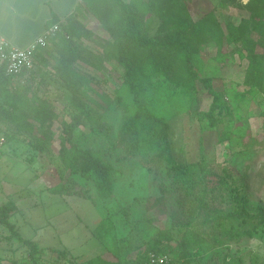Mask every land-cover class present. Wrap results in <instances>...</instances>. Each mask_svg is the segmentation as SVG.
<instances>
[{
    "label": "trees",
    "instance_id": "obj_1",
    "mask_svg": "<svg viewBox=\"0 0 264 264\" xmlns=\"http://www.w3.org/2000/svg\"><path fill=\"white\" fill-rule=\"evenodd\" d=\"M192 1L83 0L82 10L65 20L54 18L59 29L36 51L34 67L23 75H37L45 94L53 87L55 98L63 102L62 114L40 91L31 99L29 87L0 69V118L26 123L30 133L39 131L34 150L49 151L54 120L60 122L61 181L54 192L86 191L94 202H106L121 173L117 165L137 158L147 177L153 175L156 187L147 182L148 188L159 193L136 199L145 201L147 211L159 207L170 219L164 227L155 226L149 216L128 219L130 231L120 237L115 220L103 218L98 235L111 256L103 252L76 261L68 249H52L24 237L11 221L18 208L11 199L0 204V222L21 241L26 254L16 257L14 250L8 262L0 264H45L49 250L52 264H142L150 253L168 254L166 264H246L245 253H240L243 244L254 237L264 240V205L250 198L234 168L218 161L215 148L207 151L214 133L215 143L244 145L251 113L244 116L243 108L249 104L256 103L264 119V0H220V12L210 9L196 17ZM236 6L248 15L236 20L226 14ZM86 10L108 36L89 27L81 14ZM208 45L216 47L218 64H244L243 89L202 74L198 60ZM108 63L120 71L121 79L112 98L121 112L116 135L106 114L90 101L91 83L101 81L86 70H105ZM201 87L212 97L206 110L199 109ZM183 113L201 125L199 155L190 159L178 156L172 137L173 120ZM12 136L6 134L7 139ZM140 222L154 225L153 236L142 244L130 243L136 239L134 232L142 237ZM251 261L258 264L256 257Z\"/></svg>",
    "mask_w": 264,
    "mask_h": 264
},
{
    "label": "rangeland",
    "instance_id": "obj_2",
    "mask_svg": "<svg viewBox=\"0 0 264 264\" xmlns=\"http://www.w3.org/2000/svg\"><path fill=\"white\" fill-rule=\"evenodd\" d=\"M129 1V0H128ZM220 0H193L191 9L193 15L199 16L210 9L220 12ZM243 4L249 0H240ZM232 13L233 19L239 20L242 16H247L248 11L241 6L230 7L226 14ZM221 19L223 18L222 13ZM219 16V15H218ZM90 28L100 35L108 36L102 29L93 15L86 17ZM92 44V42H90ZM96 45V44H93ZM217 49L214 45H208L204 49V56L198 60V67L203 75L213 76L215 79L235 89H243L242 79L244 64L239 65L238 61L231 62L228 66L218 64L215 60ZM246 64V63H245ZM112 64H107L105 70H98L93 67H86V70L95 75L101 81L91 83L90 101L100 112L106 114L109 124L113 128V134H117V126L120 121L121 112L115 109L112 100L114 89L120 83V71L113 69ZM18 85L29 87L31 99L35 93L41 92L44 98L50 102L58 114H62L63 102L55 98L53 87L48 94L43 92L39 77L20 75L14 77ZM199 109H208L212 102V97L208 94L206 87H201ZM224 93V92H223ZM225 101L228 96L225 94ZM249 110V111H248ZM261 109L256 103H251L243 108V115H251L247 121V136L244 138L243 146H232L230 142H216V134L209 140L207 151L215 150L218 161L227 162L234 168L235 176L240 178V182L247 186V193L255 202L264 205V126ZM68 116H65L67 118ZM33 121V118H31ZM54 120L53 139L48 152L34 150L32 143L40 136L39 131L28 132L25 124H10L5 117L0 118V204L8 200H14L18 208L11 215V221L15 223L19 232L26 238L38 241L43 246H50L52 249H68L72 260L83 261L98 254L106 253L110 257V252L103 240L99 238L101 220L113 218L117 227L118 236L127 235L130 231L129 221L137 220L139 217L149 216L155 218V226L164 227L170 225V219L159 207H153L147 211L148 205L144 200H137L136 197L149 196L159 191L149 189L147 182L153 185L151 174L147 177L145 168L140 166L138 159L133 158L126 163L118 164L117 169H121L115 185L114 195L106 199V202L87 197L85 192L80 193H59L52 188L59 186L61 178L57 171L58 151L60 142V122ZM244 122V121H243ZM201 125L198 119L187 113H183L173 120V142L182 159L194 158L198 153L199 138L202 135ZM6 134H12V139H7ZM206 141V140H205ZM245 148V149H244ZM84 187L86 183L79 181ZM153 186L156 187L154 184ZM90 192V189H88ZM153 224L139 223V231L142 237L137 236L133 242L142 244L144 239L153 236L151 230ZM132 233V232H131ZM98 235V236H97ZM143 239V240H142ZM243 245L240 253H245L246 264H251V259H257L256 263L264 264V240L260 238H250ZM15 256L21 257L26 254L21 246V241L11 237V231L0 222V260L8 262L12 252ZM212 254L213 252H209ZM52 251L46 255L45 264H52ZM57 259L58 255L53 253ZM159 254V253H158ZM165 254V253H164ZM160 255H162L160 253ZM53 257V258H54ZM113 258V257H112ZM57 261H62L60 258Z\"/></svg>",
    "mask_w": 264,
    "mask_h": 264
},
{
    "label": "crops",
    "instance_id": "obj_3",
    "mask_svg": "<svg viewBox=\"0 0 264 264\" xmlns=\"http://www.w3.org/2000/svg\"><path fill=\"white\" fill-rule=\"evenodd\" d=\"M83 0H0V35L20 47H26L45 29L54 18L65 20L82 10ZM84 18H90L86 10Z\"/></svg>",
    "mask_w": 264,
    "mask_h": 264
},
{
    "label": "built area",
    "instance_id": "obj_4",
    "mask_svg": "<svg viewBox=\"0 0 264 264\" xmlns=\"http://www.w3.org/2000/svg\"><path fill=\"white\" fill-rule=\"evenodd\" d=\"M59 29V23L48 26L44 33L37 37L26 47L14 44L6 37L0 35V69L14 77L23 75L34 67L35 53L47 46L48 40ZM170 260L168 254L150 253L149 260L142 264H166Z\"/></svg>",
    "mask_w": 264,
    "mask_h": 264
}]
</instances>
